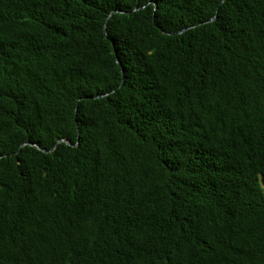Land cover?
Here are the masks:
<instances>
[{"label":"trees","instance_id":"1","mask_svg":"<svg viewBox=\"0 0 264 264\" xmlns=\"http://www.w3.org/2000/svg\"><path fill=\"white\" fill-rule=\"evenodd\" d=\"M0 264H264V0H0Z\"/></svg>","mask_w":264,"mask_h":264},{"label":"water","instance_id":"2","mask_svg":"<svg viewBox=\"0 0 264 264\" xmlns=\"http://www.w3.org/2000/svg\"><path fill=\"white\" fill-rule=\"evenodd\" d=\"M105 33L107 34V30H106V28H105ZM119 64H120V62H119ZM67 145H70V143L69 142H65ZM39 150H41L42 152H44V153H47L45 150H43V149H41L39 146H36Z\"/></svg>","mask_w":264,"mask_h":264}]
</instances>
